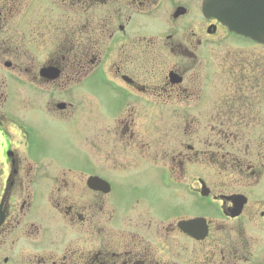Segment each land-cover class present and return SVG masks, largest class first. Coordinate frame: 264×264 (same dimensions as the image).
<instances>
[{"label": "flooded vegetation", "instance_id": "obj_1", "mask_svg": "<svg viewBox=\"0 0 264 264\" xmlns=\"http://www.w3.org/2000/svg\"><path fill=\"white\" fill-rule=\"evenodd\" d=\"M227 35L202 0H0V264H264L262 92L234 62L215 92Z\"/></svg>", "mask_w": 264, "mask_h": 264}, {"label": "rangeland", "instance_id": "obj_2", "mask_svg": "<svg viewBox=\"0 0 264 264\" xmlns=\"http://www.w3.org/2000/svg\"><path fill=\"white\" fill-rule=\"evenodd\" d=\"M250 41L243 38H235L231 36H224V37H215V40L213 41V46L215 49L214 56H215V64H214V83H215V92L217 93H223V92H233V87L231 86V82L227 80L229 77V71L231 68H228V64L232 61L236 60H244L243 57L247 56L246 59L251 61L252 59H257L259 61V69L257 70V73L260 72V78L262 77V81H264V45L260 44H253L249 43ZM244 44V45H242ZM243 48V49H241ZM237 58V59H236ZM246 60V61H247ZM224 67V68H223ZM223 68V69H222ZM252 70V73L254 71L256 72V69L254 68V65H251V67H248ZM225 70V71H224ZM232 70V69H231ZM263 75V76H262ZM253 83V82H252ZM241 92H247L246 94L252 95L253 99H245L243 100L248 102L252 105V107H249L248 109H253V112L256 109H260L257 106V99L258 97V90L254 87L247 88L245 91ZM222 101V100H220ZM215 102H219L218 98L215 99ZM263 109V110H262ZM261 112L263 113V116L261 118L264 119V100L263 104L261 105ZM253 117V115L251 116ZM263 128H262V134H263V154H264V122H263ZM254 130L251 131L253 133ZM70 139L68 137L66 139L58 140V142L55 143V149L59 153H66L71 152L68 149V142ZM264 183L262 184L263 187Z\"/></svg>", "mask_w": 264, "mask_h": 264}, {"label": "water", "instance_id": "obj_3", "mask_svg": "<svg viewBox=\"0 0 264 264\" xmlns=\"http://www.w3.org/2000/svg\"><path fill=\"white\" fill-rule=\"evenodd\" d=\"M210 1L214 14L224 21L233 20L229 22L232 29L264 42V0ZM207 3L208 0L205 3L206 7ZM239 11H242L241 17Z\"/></svg>", "mask_w": 264, "mask_h": 264}, {"label": "trees", "instance_id": "obj_4", "mask_svg": "<svg viewBox=\"0 0 264 264\" xmlns=\"http://www.w3.org/2000/svg\"><path fill=\"white\" fill-rule=\"evenodd\" d=\"M245 75H246V77L249 76L248 74H245ZM250 77H252L251 82H254V77H255V75L250 76ZM248 82H250L249 78H248ZM251 82H250L249 84H251ZM249 84H248L247 86H249Z\"/></svg>", "mask_w": 264, "mask_h": 264}]
</instances>
